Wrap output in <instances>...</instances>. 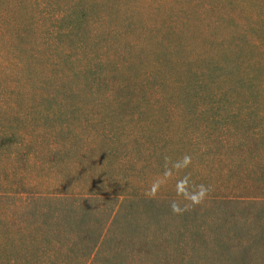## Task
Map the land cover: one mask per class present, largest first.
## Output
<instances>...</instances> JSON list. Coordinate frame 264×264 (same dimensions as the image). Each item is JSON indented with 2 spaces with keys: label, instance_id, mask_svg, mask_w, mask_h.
<instances>
[{
  "label": "rangeland",
  "instance_id": "1",
  "mask_svg": "<svg viewBox=\"0 0 264 264\" xmlns=\"http://www.w3.org/2000/svg\"><path fill=\"white\" fill-rule=\"evenodd\" d=\"M32 1L21 11L26 30L19 31V19H11L0 1V193L13 187L155 198L138 215L143 222L157 205L190 199L200 185L208 189L205 197L264 200V95L186 103L165 97L158 83H145L144 73L151 72L154 57L148 44L160 41L154 35L164 24L181 28L194 21L186 38L202 42L224 19L222 12L240 23L264 18L263 0L255 6L251 0L103 4L80 23L108 34L110 51L101 42L91 50L87 37L71 43L76 22L70 0H38L37 8ZM78 57L83 66L72 67ZM253 59L264 61V54ZM103 63L105 75L91 77L89 71ZM75 135L83 142L65 144L63 138ZM205 151L208 156H201ZM185 156L191 158L186 166ZM153 184L159 185L155 195ZM136 243L140 249L150 246L142 237ZM160 243L172 247L168 239Z\"/></svg>",
  "mask_w": 264,
  "mask_h": 264
},
{
  "label": "trees",
  "instance_id": "2",
  "mask_svg": "<svg viewBox=\"0 0 264 264\" xmlns=\"http://www.w3.org/2000/svg\"><path fill=\"white\" fill-rule=\"evenodd\" d=\"M0 1L11 19H19L18 31L25 29L21 11L26 0ZM251 1L254 6L261 3ZM116 2L70 0V19L76 22L71 43L87 37L91 50L99 47V42L113 50L108 34L80 22L90 19L103 4ZM38 3L33 0L31 7L37 8ZM222 13L224 19L202 42L186 38L194 21L182 22L181 28L164 24L156 29L155 34L162 31V36L154 35L160 41L148 44L154 57L151 72H144L145 83H158L165 97L186 103L200 99L235 102L264 95V61L253 59L264 54V18L259 15L251 23H240L230 13ZM217 27L225 29L227 35H218L221 31ZM100 35L106 37L95 41ZM73 64L81 68L82 57ZM103 67L104 63L98 71L90 70L91 77L105 75ZM139 86L144 89L143 83ZM63 139L70 147L83 142V137L76 135ZM200 155L207 157L208 151ZM154 199L129 193H29L11 187L0 193V264H264V200L212 196L198 204L191 198L163 202L149 212L148 219L139 220L138 215L147 204L156 202ZM173 202L185 210L174 213ZM139 237L149 248L136 246ZM166 239L171 248L160 243Z\"/></svg>",
  "mask_w": 264,
  "mask_h": 264
},
{
  "label": "clouds",
  "instance_id": "3",
  "mask_svg": "<svg viewBox=\"0 0 264 264\" xmlns=\"http://www.w3.org/2000/svg\"><path fill=\"white\" fill-rule=\"evenodd\" d=\"M190 162H191V158L189 156H185L183 158V163H184L185 166L187 164H189ZM186 184H187V178H185L184 180L178 182V186H177L178 190L179 191H183L184 190V186ZM158 186H159L158 184H153L152 189L150 191L151 195H155ZM199 189H200L199 192L191 197V201H192L193 204L200 203L203 200V198L207 195L208 189L204 185H200ZM171 208H172V211L174 213H180V212L185 210V209H181L179 207V205L177 203H175V202L172 203Z\"/></svg>",
  "mask_w": 264,
  "mask_h": 264
}]
</instances>
